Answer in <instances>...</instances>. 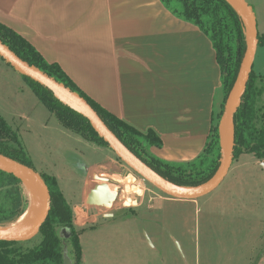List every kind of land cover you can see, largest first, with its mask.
Segmentation results:
<instances>
[{"label":"crops","instance_id":"obj_1","mask_svg":"<svg viewBox=\"0 0 264 264\" xmlns=\"http://www.w3.org/2000/svg\"><path fill=\"white\" fill-rule=\"evenodd\" d=\"M252 1L247 2L256 15L255 9L262 7L259 0ZM0 22L23 35L48 62L60 64L105 109L142 131L153 129L162 139L161 146L150 148L154 155L189 163L203 153L225 101L216 50L198 26L177 17L161 0H0ZM68 150L78 188L116 162L112 149L113 154L93 164ZM261 164L264 160L253 166ZM86 191L81 197L73 191V203L68 201L81 229V264H172L162 257L163 245L149 236L148 242L94 243L88 257L82 235L95 227L99 216L112 218V223L129 217L124 213V218H115L116 212L86 203ZM158 198L183 200L168 194ZM128 210L138 217L137 209ZM113 230L119 235L106 238L121 240L124 228ZM60 232L69 238L68 228Z\"/></svg>","mask_w":264,"mask_h":264},{"label":"rangeland","instance_id":"obj_2","mask_svg":"<svg viewBox=\"0 0 264 264\" xmlns=\"http://www.w3.org/2000/svg\"><path fill=\"white\" fill-rule=\"evenodd\" d=\"M259 2L262 8L255 9L257 27L259 32H264V0ZM253 69L264 75V45L257 50ZM258 105L264 106V92ZM0 114L19 132L34 169L40 174L55 176L69 202H72L73 191L77 190L81 197L85 189L99 183L90 177L84 182L83 189L76 186L78 172L70 164L68 148L85 156L89 164L103 161L105 154H113V151L64 127L22 74L1 57ZM115 160L110 169L106 166L98 171L108 179L107 185L118 190V197L111 204L99 205V209L116 212L115 218H124L122 214L127 213L129 218L112 223V218L99 216L95 227L85 230L82 235L81 242L88 257L92 258L94 243L141 239L148 242L149 236L151 241L163 245L162 257L170 258L172 264H264V165L253 166L258 161L254 154L234 157L228 175L213 191L175 203L160 200L158 196L166 193L117 155ZM133 179L141 183L132 185ZM70 185L72 189L69 190ZM150 205L154 207L148 208ZM131 208L137 209L138 217L128 210ZM122 228L121 240L106 238L109 233L119 235L113 229ZM31 239L27 240L28 246L38 244L41 237L36 235ZM63 246L66 256L72 258L67 238H63Z\"/></svg>","mask_w":264,"mask_h":264},{"label":"trees","instance_id":"obj_3","mask_svg":"<svg viewBox=\"0 0 264 264\" xmlns=\"http://www.w3.org/2000/svg\"><path fill=\"white\" fill-rule=\"evenodd\" d=\"M177 17L198 26L212 41L221 69L225 101L237 80L247 48L246 27L240 12L229 0H161ZM0 40L23 60L55 78L83 96L107 126L141 160L164 179L186 187L199 186L213 177L221 161L219 122L208 136L203 153L189 163L170 162L151 151L161 146V137L153 130L142 131L105 109L83 91L60 64L48 62L23 35L0 22ZM264 45V33L258 35V46ZM8 63V62H7ZM254 67V65H253ZM22 74V73H21ZM39 99L68 130L100 146L109 144L78 110L58 98L48 87L22 74ZM258 82H262L259 84ZM264 92V75L252 70L242 102L235 114L233 158L252 153L264 160V106L259 97ZM0 155L34 168L19 132L0 114ZM50 195V211L37 235L40 242L0 240V264H63L65 251L61 228L70 230L69 238L74 264H81V229L74 224L72 205L53 175L40 174ZM30 189L15 174L0 169V227H9L25 216L30 207ZM32 240V239H31Z\"/></svg>","mask_w":264,"mask_h":264},{"label":"water","instance_id":"obj_4","mask_svg":"<svg viewBox=\"0 0 264 264\" xmlns=\"http://www.w3.org/2000/svg\"><path fill=\"white\" fill-rule=\"evenodd\" d=\"M229 1L242 15L246 27L247 48L237 80L226 100L222 115L220 124V143L222 148L220 165L213 177L199 186H179L161 177L119 139V137L107 126V124L83 96L41 71L36 66L23 60L1 40L0 57L17 69L20 73L51 89L58 98L84 115L100 136L108 142L109 147L116 153V155L144 179L174 198L196 199L216 189L225 178L233 162L235 114L242 102L243 95L247 88L258 47L259 30L253 8L246 0ZM0 169L11 172L20 177L29 187L30 192L31 186L34 185L41 196L42 204L38 215L23 232L14 233L6 231L5 227H0V240H29L39 233L41 226L49 215L51 208V195L49 188L40 173H38L34 168L14 161L3 155H0ZM95 179L99 181V183L92 185V187L86 191L83 200L86 203L95 206L103 204L108 205L111 204V202H114L118 197V193H112L107 188L108 179L98 174H95ZM35 197L36 196L34 194L31 195V207ZM63 264L73 263L69 256H65Z\"/></svg>","mask_w":264,"mask_h":264},{"label":"bare ground","instance_id":"obj_5","mask_svg":"<svg viewBox=\"0 0 264 264\" xmlns=\"http://www.w3.org/2000/svg\"><path fill=\"white\" fill-rule=\"evenodd\" d=\"M139 183H141V182L135 181L134 179L131 181L132 185L137 184V186H138ZM107 188L112 193H118V190L114 186H112L111 184H108ZM32 194H34L36 196L34 198V202H33L32 207H29L25 216L22 217L18 222H16L15 224H13L10 227L5 228L6 231H11L14 233H21L36 219L38 212H39V209H40L41 204H42V199H41L39 192L37 191V188L34 185L31 186V195Z\"/></svg>","mask_w":264,"mask_h":264}]
</instances>
